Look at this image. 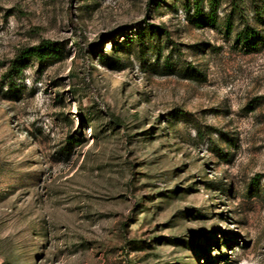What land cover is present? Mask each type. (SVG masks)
I'll return each instance as SVG.
<instances>
[{
	"label": "rangeland",
	"instance_id": "1",
	"mask_svg": "<svg viewBox=\"0 0 264 264\" xmlns=\"http://www.w3.org/2000/svg\"><path fill=\"white\" fill-rule=\"evenodd\" d=\"M200 2L0 0V264H264V0Z\"/></svg>",
	"mask_w": 264,
	"mask_h": 264
},
{
	"label": "trees",
	"instance_id": "2",
	"mask_svg": "<svg viewBox=\"0 0 264 264\" xmlns=\"http://www.w3.org/2000/svg\"><path fill=\"white\" fill-rule=\"evenodd\" d=\"M211 7H212V11L215 10L214 1H212ZM196 8L198 12L201 10L200 0H197ZM214 19H215V16L211 14L209 17H207V19H205L206 21L203 19V22L212 23ZM226 25L228 24L226 23ZM236 38H237V41L243 46L250 48V49H256L258 48L260 42L263 40V35L259 31H257L255 28L246 27L237 32ZM54 48H56V42L46 39V40H43L39 46L32 48V49L25 50L22 56L23 57L31 56V55L42 56L43 54H45L46 50H52Z\"/></svg>",
	"mask_w": 264,
	"mask_h": 264
}]
</instances>
